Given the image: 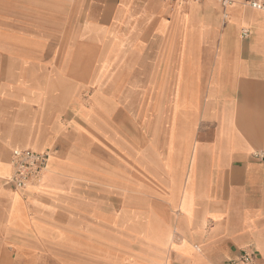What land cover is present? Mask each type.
I'll list each match as a JSON object with an SVG mask.
<instances>
[{
    "label": "crops",
    "instance_id": "0c3cea01",
    "mask_svg": "<svg viewBox=\"0 0 264 264\" xmlns=\"http://www.w3.org/2000/svg\"><path fill=\"white\" fill-rule=\"evenodd\" d=\"M0 19L89 44L77 57L113 60L163 92L156 116L167 124L165 160L136 166L132 185L108 178L118 207L93 205L80 124L90 111L57 85L1 84L0 264H264V158L253 156L264 153V10L245 0H0ZM15 148L51 156L25 191L5 181Z\"/></svg>",
    "mask_w": 264,
    "mask_h": 264
},
{
    "label": "rangeland",
    "instance_id": "374dc122",
    "mask_svg": "<svg viewBox=\"0 0 264 264\" xmlns=\"http://www.w3.org/2000/svg\"><path fill=\"white\" fill-rule=\"evenodd\" d=\"M62 38L53 28L5 25L0 19V87L12 83L5 89L22 91L35 83L57 85L60 91L53 93L69 94L79 108L90 111L89 124L80 123L90 132V187L85 192L90 204L118 207V187L108 186L107 179L124 177L132 185L136 166L165 160L166 118L156 116L165 96L133 73L120 74L113 60L107 66L100 58L77 57L91 55L89 44ZM67 50L75 57L63 58ZM50 162L51 156L45 174Z\"/></svg>",
    "mask_w": 264,
    "mask_h": 264
},
{
    "label": "built area",
    "instance_id": "2783aa9c",
    "mask_svg": "<svg viewBox=\"0 0 264 264\" xmlns=\"http://www.w3.org/2000/svg\"><path fill=\"white\" fill-rule=\"evenodd\" d=\"M177 6H182L188 2L195 0H164ZM246 4L252 8L264 10V0H245ZM242 35H247V30H242ZM49 152H39L25 148H15L11 151L10 165L11 174L5 180L14 189L25 191L29 188L37 186L41 181L44 172L46 171ZM256 158L263 159L264 153H253ZM252 252L250 249H242L240 259L243 262H251Z\"/></svg>",
    "mask_w": 264,
    "mask_h": 264
},
{
    "label": "bare ground",
    "instance_id": "6f19581e",
    "mask_svg": "<svg viewBox=\"0 0 264 264\" xmlns=\"http://www.w3.org/2000/svg\"><path fill=\"white\" fill-rule=\"evenodd\" d=\"M49 158H50V157H49ZM48 160H49V159H48ZM47 166H48V164H47ZM46 170H47V168H46ZM45 172H46V171H45ZM42 178H43V177H42ZM40 183H41V182H40ZM40 183H39V184H40ZM39 184H38V185H39Z\"/></svg>",
    "mask_w": 264,
    "mask_h": 264
}]
</instances>
